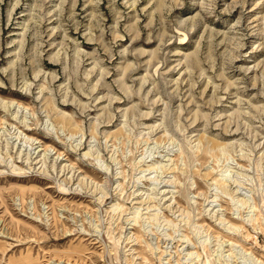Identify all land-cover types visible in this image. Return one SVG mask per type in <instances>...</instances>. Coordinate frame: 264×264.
<instances>
[{
    "label": "rangeland",
    "instance_id": "obj_1",
    "mask_svg": "<svg viewBox=\"0 0 264 264\" xmlns=\"http://www.w3.org/2000/svg\"><path fill=\"white\" fill-rule=\"evenodd\" d=\"M264 264V0H0V264Z\"/></svg>",
    "mask_w": 264,
    "mask_h": 264
},
{
    "label": "bare ground",
    "instance_id": "obj_2",
    "mask_svg": "<svg viewBox=\"0 0 264 264\" xmlns=\"http://www.w3.org/2000/svg\"><path fill=\"white\" fill-rule=\"evenodd\" d=\"M28 258H29V257H26V258L24 259L23 264H38V263H35V262H30Z\"/></svg>",
    "mask_w": 264,
    "mask_h": 264
}]
</instances>
